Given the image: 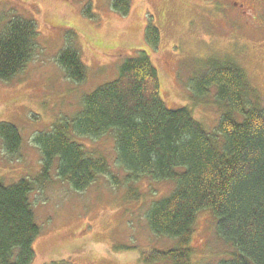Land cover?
Segmentation results:
<instances>
[{
	"label": "rangeland",
	"instance_id": "1",
	"mask_svg": "<svg viewBox=\"0 0 264 264\" xmlns=\"http://www.w3.org/2000/svg\"><path fill=\"white\" fill-rule=\"evenodd\" d=\"M113 1L0 0V17L16 13L35 21L39 31L38 50L26 70L9 83L0 81V122L16 125L23 135L13 156L0 142V176L7 185L39 175L43 158L36 134L73 118L84 97L114 80L121 64L139 51H146L158 70L167 106L189 107L209 132L222 114L215 89L197 99L191 83L212 62L241 66L258 96L254 101L264 107V0H130L128 15L114 10ZM149 25L160 31L157 48L147 40ZM66 48L77 50L87 66L82 83L69 79L57 62ZM77 140L91 156L107 160L110 174L75 191L58 177L55 165L50 182L36 186L31 199L41 234L32 264H149L145 254L174 248L177 241L153 234L147 220L152 202L170 194L174 183L144 179L133 185L139 198L130 199L113 135ZM111 176L121 184L114 185ZM190 247L192 264H217L233 251L208 210L196 218Z\"/></svg>",
	"mask_w": 264,
	"mask_h": 264
},
{
	"label": "trees",
	"instance_id": "2",
	"mask_svg": "<svg viewBox=\"0 0 264 264\" xmlns=\"http://www.w3.org/2000/svg\"><path fill=\"white\" fill-rule=\"evenodd\" d=\"M112 7L128 15L131 2L114 0ZM85 13L91 14L90 7ZM4 21L0 81L9 83L33 61L39 31L35 21L13 12L2 15L0 22ZM146 37L153 48L158 47V28L149 25ZM57 62L72 81L86 79L87 66L77 50H62ZM208 67L191 88L197 99L215 89L222 114L213 132L189 107L167 106L158 70L147 52L139 51L121 64L114 80L84 97L82 110L73 118L56 122L49 133L36 134L34 142L43 158L39 175L11 185L0 176V264L34 261L41 226L31 195L37 185L50 182L55 165L58 177L75 191H84L110 174L107 160L91 156L77 140L106 134L113 135L130 199L139 198L133 185L144 179L174 183L170 194L152 202L147 220L153 234L177 244L145 254L144 262L192 264L190 242L196 218L208 210L217 219L218 234L233 248L217 264H264V107L254 101L256 91L237 63L216 61ZM0 142L9 155L17 154L23 144L21 130L0 122ZM111 181L121 184L116 176Z\"/></svg>",
	"mask_w": 264,
	"mask_h": 264
}]
</instances>
